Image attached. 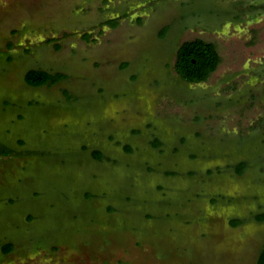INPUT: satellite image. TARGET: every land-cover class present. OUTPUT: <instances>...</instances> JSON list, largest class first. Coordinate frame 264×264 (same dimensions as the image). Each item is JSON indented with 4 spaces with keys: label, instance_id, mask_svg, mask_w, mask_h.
I'll use <instances>...</instances> for the list:
<instances>
[{
    "label": "rangeland",
    "instance_id": "374dc122",
    "mask_svg": "<svg viewBox=\"0 0 264 264\" xmlns=\"http://www.w3.org/2000/svg\"><path fill=\"white\" fill-rule=\"evenodd\" d=\"M196 37L220 61L188 81ZM4 148L0 264H256L264 0H0Z\"/></svg>",
    "mask_w": 264,
    "mask_h": 264
},
{
    "label": "trees",
    "instance_id": "16d2710c",
    "mask_svg": "<svg viewBox=\"0 0 264 264\" xmlns=\"http://www.w3.org/2000/svg\"><path fill=\"white\" fill-rule=\"evenodd\" d=\"M110 23L115 24L116 20H109ZM167 27L163 29V33ZM220 61V55L216 49L214 42L205 40L201 37L183 40L177 50L175 56L174 66L176 71L188 81H202L215 70ZM64 77L62 72H50L42 68H30L25 73V80L31 85L48 84L51 85ZM8 149L0 150V153H8ZM93 155L97 158L102 157V153L98 150L93 151ZM242 162V161H241ZM244 165V164H243ZM237 166V165H236ZM238 170L243 167L239 165ZM236 169V170H237ZM259 220L264 219V212L256 214ZM240 219L236 220V223ZM13 247L11 242L3 245L4 251H10ZM256 264H264V246L260 249Z\"/></svg>",
    "mask_w": 264,
    "mask_h": 264
},
{
    "label": "flooded vegetation",
    "instance_id": "af4514ba",
    "mask_svg": "<svg viewBox=\"0 0 264 264\" xmlns=\"http://www.w3.org/2000/svg\"><path fill=\"white\" fill-rule=\"evenodd\" d=\"M264 220V219H263Z\"/></svg>",
    "mask_w": 264,
    "mask_h": 264
}]
</instances>
